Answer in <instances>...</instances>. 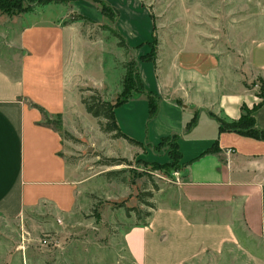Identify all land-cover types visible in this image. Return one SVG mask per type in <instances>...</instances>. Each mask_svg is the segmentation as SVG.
I'll return each mask as SVG.
<instances>
[{"label": "crops", "instance_id": "1", "mask_svg": "<svg viewBox=\"0 0 264 264\" xmlns=\"http://www.w3.org/2000/svg\"><path fill=\"white\" fill-rule=\"evenodd\" d=\"M84 30L80 22L65 24L52 16L23 27L18 38L10 40L23 54L17 76L0 66V220L4 222L25 219L31 203H39L46 196L42 194L51 190H67L73 202L88 194L79 191V160L70 159L77 143L67 140L65 133L80 140V145L87 143L77 136V105L78 111L86 112L82 90H97L108 100L110 81L104 43L91 42ZM138 55L142 53L136 52L137 60ZM182 63H175L176 70L183 68ZM157 65L153 81L139 65L145 89L159 97L157 116L149 120L146 95L134 94L123 104L127 112L123 123L117 118L121 131L143 143V132L149 130L153 145L179 135L185 164L214 144L220 153L199 157L187 166L185 177L156 196L152 216L124 233L132 263L204 264L228 257L231 264H264V141L222 132L218 121L237 122L243 107L258 106L255 126L262 131L264 103L243 85L226 92L218 82L210 92L209 72L201 64L190 69L201 72L193 73L187 85L182 76L162 75ZM173 79L181 85L171 87ZM196 113L197 125L187 134ZM68 117L74 130L67 126ZM131 146L133 157H148L140 147ZM106 173L99 177L113 185Z\"/></svg>", "mask_w": 264, "mask_h": 264}, {"label": "rangeland", "instance_id": "2", "mask_svg": "<svg viewBox=\"0 0 264 264\" xmlns=\"http://www.w3.org/2000/svg\"><path fill=\"white\" fill-rule=\"evenodd\" d=\"M105 3L119 11L116 22L111 10L108 14L112 18L102 14ZM27 7L23 0L21 10L0 18V66L12 76L18 75L23 52L11 46L10 40L15 41L23 27L52 16L65 23L85 16L90 20L77 22L83 24L86 38L105 45V70L110 81L106 99L113 103L127 93L123 80L132 62L143 65L149 79L155 76L157 63L140 58L149 52L152 33L156 39L153 54L160 60L157 67L162 75L182 76L181 82L187 85L193 73L201 72L190 69L201 64L209 72L210 92L218 82L226 92H236L243 85L264 101V0H50L48 5L24 12ZM113 32L120 33L130 48L119 47ZM136 52L142 53L138 60ZM181 62L186 70L182 63L178 71L175 63ZM180 85L173 79L171 87ZM92 95L84 93L85 97ZM79 108L77 105V136L87 143L77 144L70 159L79 160V191L88 194L73 202L67 190H51L42 194L46 196L39 203H31L25 219L0 220V264H133L124 233L149 219L153 214L150 206L155 205L164 187L185 177L186 168L174 147L150 144L147 128L140 150L148 157H133L131 145L106 139L95 119L82 105L81 111ZM126 113L124 105L117 107L116 119L123 123ZM68 120L67 126L74 130L72 119ZM53 123L58 125L56 120ZM97 152L131 159V166H101ZM106 171L120 172L110 181L113 185L99 177ZM150 193L153 197L147 196ZM127 208L133 211L128 214ZM204 264L231 261L226 257L208 259Z\"/></svg>", "mask_w": 264, "mask_h": 264}, {"label": "trees", "instance_id": "3", "mask_svg": "<svg viewBox=\"0 0 264 264\" xmlns=\"http://www.w3.org/2000/svg\"><path fill=\"white\" fill-rule=\"evenodd\" d=\"M22 1L23 0H0V12L2 14H14V11L21 10L22 7ZM28 7L27 9H22L24 12L32 10L36 6L40 5H48L50 3V0H26ZM102 2V1H100ZM26 10V11H25ZM108 10H111L113 15L112 17L109 16ZM102 14L105 15L107 18H112L114 22L118 20L119 17V11L105 3L102 6ZM152 20L153 16L151 15ZM87 19L90 20V18H86L85 16H79V18L73 20L72 22ZM70 22V23H72ZM67 24V22L65 23ZM155 30V26L153 25V31ZM115 37L118 39V45L121 48L129 49V45L126 42L125 38L117 32H113ZM156 44V39L153 36L152 33V40L149 42V52L143 56H141V60L143 61H150L156 64L158 57L157 55L153 54V45ZM124 86L125 95H121L118 97L117 101L115 103L110 102L108 100H105L103 96L94 89H86L82 90L83 93L86 91L93 92V95L90 97L82 96V104L85 107L86 112L91 115L93 118L97 119L98 126L100 131L106 135L108 138L117 140V139H125L130 145L141 147L142 143L138 142L132 138H129L127 135H125L116 119V109L117 107L127 103V101L134 95V94H144L146 95L149 103V120L154 119L159 111V97L157 94L153 93L152 91H147L144 87L143 81L140 77L139 73V63L132 62L128 66V72L124 77ZM133 91L132 94H130V91ZM264 103V101L262 102ZM258 106L254 107L252 110H250L247 107H243L242 109V115L239 121L237 122H226L224 120L219 119V126L220 130L222 132H234L238 133L243 136L251 137L260 141H264V130H259L256 128V120L254 113L256 112ZM199 119V113H196L195 116L192 118V120L188 123L186 133H190L192 129L197 125ZM65 138L67 140L74 141L77 144H81L80 140L74 139L70 134L65 133ZM179 135H172L168 137H164L161 139V141L157 144L156 147H159L163 145L164 143H168L171 147H174L175 149V155L177 158L182 161V154L179 149V141H180ZM220 153V149L217 144H214L211 148L203 152L199 157L208 155V154H218ZM95 157H98L100 160L97 162V164L101 166H120V165H126L131 166V162L123 157H108L103 154L95 153ZM198 157V158H199ZM196 158V159H198ZM195 159V160H196ZM195 160H192L188 163H183V167L186 168L187 166L191 165ZM120 172H114L110 171L105 174V177L108 181H113L114 176H117V174ZM149 197H153V194H147ZM124 206V204H122ZM153 208V211L156 209V205L151 206ZM127 213L129 214L133 209L127 208ZM152 216L149 215V218Z\"/></svg>", "mask_w": 264, "mask_h": 264}]
</instances>
